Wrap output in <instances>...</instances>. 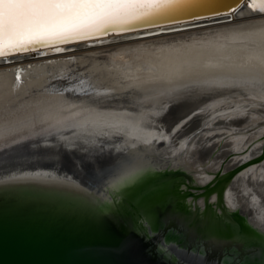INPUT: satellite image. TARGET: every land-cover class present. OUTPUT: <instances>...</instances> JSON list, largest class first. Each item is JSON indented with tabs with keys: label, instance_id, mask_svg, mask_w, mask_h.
<instances>
[{
	"label": "water",
	"instance_id": "1",
	"mask_svg": "<svg viewBox=\"0 0 264 264\" xmlns=\"http://www.w3.org/2000/svg\"><path fill=\"white\" fill-rule=\"evenodd\" d=\"M245 1L180 0L175 8L125 29L35 45L0 57V64L69 52L76 49L74 45L61 46L112 34L224 15ZM33 52L34 56L9 58ZM21 69L16 67V75ZM260 93L263 89L252 84L194 85L173 94L163 113L172 111L176 117L190 113L182 122L183 126L194 121L196 126L186 138L188 144L210 128L212 117L198 121L209 114L212 97L223 98L225 106L241 94L246 99L238 106L214 116L238 109L256 112L260 117L256 121H236H241V130L254 131L264 126V99L250 95ZM246 122L250 124L245 126ZM261 138L258 155L229 171L219 170L202 184L185 167H171L172 157L153 153L147 146L136 150L123 135L95 127L42 128L12 136L0 143V264H264V222L243 214L239 207L230 210L225 201L236 175L264 160V134ZM154 147L160 148L159 141ZM159 161L164 169H159Z\"/></svg>",
	"mask_w": 264,
	"mask_h": 264
},
{
	"label": "bare ground",
	"instance_id": "2",
	"mask_svg": "<svg viewBox=\"0 0 264 264\" xmlns=\"http://www.w3.org/2000/svg\"><path fill=\"white\" fill-rule=\"evenodd\" d=\"M251 3L246 0L238 10L224 15L61 46L140 41L106 46L116 47L108 56L76 57L64 51L0 68V143L42 128L95 127L99 132L123 135L136 150L147 146L153 153L172 157L171 167H185L202 184L219 170L229 171L258 155L264 126L246 131L241 130V121L236 123L242 118L256 121L258 113L238 109L214 116L238 106L246 99L241 94L225 106L223 98L212 97L209 114L198 121L212 117L210 128L188 144L186 138L196 126L194 121L183 126L182 122L190 113L177 117L172 111L163 113L173 94L194 85L252 84L264 91V13L254 10ZM18 65L22 69L16 75ZM260 94L250 96L264 99ZM157 141L160 150L154 147ZM158 167L165 168L160 161ZM211 200L214 204L216 195ZM225 201L230 210L239 207L243 214L264 222V160L236 175L225 191ZM187 205L192 207L193 201Z\"/></svg>",
	"mask_w": 264,
	"mask_h": 264
},
{
	"label": "snow or ice",
	"instance_id": "3",
	"mask_svg": "<svg viewBox=\"0 0 264 264\" xmlns=\"http://www.w3.org/2000/svg\"><path fill=\"white\" fill-rule=\"evenodd\" d=\"M180 0H0V57L85 40L175 8ZM264 13V0H252ZM56 51H63L57 47ZM19 79V77H17Z\"/></svg>",
	"mask_w": 264,
	"mask_h": 264
},
{
	"label": "rangeland",
	"instance_id": "4",
	"mask_svg": "<svg viewBox=\"0 0 264 264\" xmlns=\"http://www.w3.org/2000/svg\"><path fill=\"white\" fill-rule=\"evenodd\" d=\"M196 32H200V31H196ZM196 32H191V33H196ZM191 33H184V34H182V35H188V34H191ZM177 36V35H176ZM171 37V35H168V37L167 38H170ZM152 38V37H151ZM159 39H162V38H159ZM158 39V40H159ZM154 41H156V40H154ZM144 42V41H143ZM151 42H153V39H151V40H148V41H146L145 43H151ZM136 43H140V41L139 40H137V41H123V42H116V43H111V44H104L103 46L102 45H99V46H92V47H81V48H79L80 46H77V47H75V48H78L77 50H75V51H69V52H65V54H68L69 56H76V57H99V56H102V55H106V56H108V54H110V52H112V51H114L113 49H115L114 47H110V48H104V47H106V46H114V44L115 45H119V46H122V45H128V44H136ZM99 47H101V49H97V48H99ZM84 48V49H83ZM93 48V49H92ZM83 49V50H82ZM97 49V51H95ZM72 52V53H71ZM77 52V53H76ZM100 53H102V55H100ZM62 54H64V53H62ZM79 54V55H78ZM31 60H33V59H27V60H25V61H31ZM24 60L23 61H19V62H14V63H8V64H2V65H0V68H2V67H9V66H11V65H13V64H15V63H21V62H25ZM9 65V66H8ZM241 118H242V116H241Z\"/></svg>",
	"mask_w": 264,
	"mask_h": 264
}]
</instances>
